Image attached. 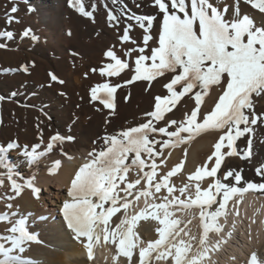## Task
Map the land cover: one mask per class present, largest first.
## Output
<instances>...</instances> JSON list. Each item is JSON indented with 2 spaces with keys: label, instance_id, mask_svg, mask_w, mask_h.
Returning <instances> with one entry per match:
<instances>
[{
  "label": "snow or ice",
  "instance_id": "1",
  "mask_svg": "<svg viewBox=\"0 0 264 264\" xmlns=\"http://www.w3.org/2000/svg\"><path fill=\"white\" fill-rule=\"evenodd\" d=\"M111 2L116 8L108 9L107 22L119 34L120 45H136L130 32L139 27L143 30L142 46L127 48L123 56L117 54L115 45L110 47L104 53L107 62L104 68L99 69V74L117 77L128 70L133 75L125 84L147 81L149 88L153 81L168 76L163 84L167 91L163 97H154V110L145 113L149 117L146 122L101 137L103 147L88 153L89 159L75 172L67 189L69 199L60 209L63 226L81 245L89 262L94 260L95 248L110 245L115 247L113 264H119L121 257L126 258V264H154L159 261L218 264L213 255L232 239L237 228L235 219L229 227V216H240L239 206L245 194L258 193L264 197V164L255 169L261 182L245 180L241 172L234 169L220 172L226 157L238 156L241 160L253 157L255 129L264 125V113L258 114L254 103V98L264 99V0H232L231 6L224 4L221 7L216 6L213 0H151L150 6L157 10L156 15H136L126 5L121 7L120 0ZM9 3L12 6L5 13V20L11 26L20 23L14 15L19 7L16 0H9ZM242 5L255 10V15L244 14ZM68 6L95 23L96 4L90 11L86 10L83 0H68ZM136 7L141 5L137 3ZM33 11L35 9L29 6L27 12ZM157 16L161 17L158 46L152 47L149 55L146 49L149 41L153 40L152 29ZM256 16H259V22ZM121 24H125L122 31ZM67 34L71 35V32ZM21 36L33 42L39 40L31 28H26ZM0 38L11 40L14 33L0 31ZM3 47L5 45L0 43V48ZM31 66L34 65L25 64L19 70L28 73ZM91 71L96 72L97 69ZM49 77L52 82L64 83L51 72ZM122 86L109 82L98 84L90 90L91 100L99 101L105 109L114 110V94ZM212 86L221 88V94L212 110L201 117L202 105ZM184 97L194 101L192 110L185 112L180 121L168 119L166 114L172 113ZM3 99L0 96V101ZM161 121L166 122L157 127ZM211 131L220 133L213 144V151L203 165L187 175L183 186L176 188L170 184V179L185 167L183 159L159 176L157 160L165 150L179 148ZM242 137H247V147L241 153L237 141ZM72 141L74 137L71 135L57 133L49 137L43 151L38 150L37 145L31 150L25 148L19 155L29 170L38 167L41 159L57 146H60L61 155L71 160L73 157L64 152L62 146ZM20 148L16 141L0 146V169L5 170L2 175L6 176L13 193L0 197L7 201L9 210L0 215V222L10 225L6 229L9 235L0 236V241H3L0 242V264H35L23 254L33 244L44 243L37 233L30 230L31 214H20L18 206L12 203L22 196L25 189H30L36 199L40 193L34 185L35 176L25 179L18 171L19 164H12L8 159L10 152ZM184 155H187V149ZM60 167L61 161L56 160L49 174H56ZM132 168L138 170V178L128 182L126 178ZM208 178L207 187H202V182ZM142 180L144 187L134 192ZM3 184L4 179L0 178V186ZM162 189L166 194L157 195ZM129 197L133 199L129 200ZM142 198L144 206L139 208L138 202ZM130 208L133 209L131 215ZM194 209L198 210L199 227L202 229L198 239L188 228L197 218ZM122 210L123 218L113 227L110 224L112 217ZM149 219L158 221V238L144 241L134 229L139 221ZM251 223L255 224L256 220L252 219ZM260 223L264 225V220ZM210 233L217 238L210 240ZM249 236L251 238V232ZM247 264H264V258H259L253 251Z\"/></svg>",
  "mask_w": 264,
  "mask_h": 264
},
{
  "label": "bare ground",
  "instance_id": "2",
  "mask_svg": "<svg viewBox=\"0 0 264 264\" xmlns=\"http://www.w3.org/2000/svg\"><path fill=\"white\" fill-rule=\"evenodd\" d=\"M213 2L218 7L232 4V0H213ZM16 3L19 11L14 15L20 23L9 26L5 20V13L12 5L9 0H0V31L8 30L14 33V38L11 40L0 38V43L5 45L0 48V96L4 97L0 101V146H6L12 141L21 145L19 150H13L8 154V159L12 164H19L18 171L25 179L35 176L34 185L40 189V193L39 199H36L30 189H25L22 196L12 203L18 206L20 214L25 216L31 214L30 230L37 233L44 242L42 245L33 244L23 256L31 258L35 264H113L115 247L110 245L95 248L94 260L91 262L87 260L81 245L65 230L60 209L69 199L67 189L70 181L79 167L89 159L88 153L94 149L99 151L103 147L100 138L146 122L149 117H146L145 113L154 110V97L157 95L163 97L166 94L167 90L163 84L167 82L168 76L153 81L149 88L147 81L125 84L124 82L133 75L128 70L117 77H102L99 74V69L104 68L107 62L104 53L110 47L115 45L117 54L123 56L127 48L142 46L143 30L139 27H135L130 32V36L137 42L136 45H120L119 34L115 29L110 28L107 22L108 9L116 8L111 0H83L86 10L89 11L91 6L96 4L95 23L70 8L68 0H16ZM137 3L141 7L137 8ZM125 5L136 15L157 14V10L150 6L151 0H120V6ZM29 6L35 9L30 14L27 12ZM242 11L250 16L255 15V10H251L248 6L242 5ZM256 20L259 22V16H256ZM160 22L161 17L157 16L152 29L153 40L149 41L146 49L149 55L151 48L158 46ZM125 23L131 22L125 21ZM124 26L125 24H121V31ZM26 28H31L39 37L38 42L21 36ZM69 31L71 35L67 34ZM135 55L136 53H133V56ZM25 64L34 65L29 68L28 73L19 70ZM4 69H14V71L4 72ZM92 69L97 71L93 72ZM50 72L64 83L52 82L49 77ZM104 82L124 85L118 87L114 94V110L105 109L99 101L91 100V88ZM220 94L221 88L217 86L210 88L209 96L205 97L202 105L201 117L212 110ZM254 103L256 112L264 113V99L254 98ZM193 107L194 101L184 97L173 112L166 116L168 119L180 121L184 118V113L190 112ZM165 122L161 121L157 127ZM41 133L43 143H41ZM57 133L74 137V141L65 142L62 146L64 152L73 159L69 160L61 155L60 146H57L52 153L41 159L38 167L29 170L19 153L25 148L31 150L37 145H39L38 150L43 151L49 137ZM219 135L220 133L215 131L201 134L191 145L189 144L190 146H187L189 154L185 168L188 172H194L197 166L203 165L207 156L213 151V144ZM237 146L242 153L247 147V137L240 138ZM253 151L254 155L250 160H241L238 156L226 157L220 172L234 169L240 171L245 180L261 182V178L256 176L255 169L264 164V125L255 129ZM178 153V151L174 152L170 162L172 160L174 163L178 160L181 154ZM56 160L61 161V167L56 174H49ZM4 171L0 169V178L4 179L3 186H0V197L13 194L6 176L2 175ZM137 173L138 170L135 168L129 171V182H134L138 178ZM209 180L210 178L204 185H208ZM143 187L142 180L133 191ZM165 194L162 190L157 195ZM131 199L133 197H129V200ZM6 204V200L0 199V215L9 211ZM138 205L139 208H143V198ZM261 205H264V197H260V194H245L239 206L240 216H229V227L233 219L237 221L232 239L222 245L221 251L212 257L218 261V264H247L253 251L259 258H264V225L260 223L264 220V208ZM135 207L134 205L133 208ZM257 209H260L259 213ZM194 211L198 212L196 209ZM132 213L133 209L130 208L129 215ZM176 215L179 217L180 213L177 212ZM40 217L47 219L42 220ZM122 218L123 210L112 217L110 224L114 227ZM252 219L256 220L255 224L251 223ZM158 226V221L141 220L134 231L142 240L151 241L158 238L156 232ZM8 227L10 225L6 222H0V236L9 235L6 231ZM188 228L198 239L202 229L197 218L192 220ZM209 238L215 240L217 237L214 233H210ZM119 264H126V258L121 257ZM157 264H169V262L159 261Z\"/></svg>",
  "mask_w": 264,
  "mask_h": 264
},
{
  "label": "rangeland",
  "instance_id": "3",
  "mask_svg": "<svg viewBox=\"0 0 264 264\" xmlns=\"http://www.w3.org/2000/svg\"><path fill=\"white\" fill-rule=\"evenodd\" d=\"M194 140H195V139H194ZM194 140H192V142L190 141V142L187 143V144L181 145V147H179V148L167 149L168 151H167V150L165 151L166 154L164 153V156H161L162 158H160V157L158 158V159H159V160H157L158 162H160V159H161V160L164 159V164H162V165H161L160 163L157 162V163L159 164V167H160V168L158 167V170H157L158 173H159V176H162V175L166 174L167 171L171 170L172 167L176 166V165H177V162H180L182 159L186 161V162H185V167H187V163H188L187 160H188V154H189V150H188L187 146H188L189 144L191 145V144L194 142ZM190 145H189V146H190ZM182 147H183V148H182ZM179 149H180V150H179ZM185 149H187V155H186V156L184 155V150H185ZM181 150H182V151H181ZM169 151L172 153L170 156H168V152H169ZM176 151L179 152L178 154L181 153L182 155H181V154L179 155V158H178V160H177L176 162L173 163L172 160H171V162H170V159H172L171 156H172V155L174 154V152H176ZM166 156H167V157H166ZM165 157H166V158H165ZM185 157H186V158H185ZM167 159H168V160H167ZM167 161H168V163H167ZM165 163H166V164H165ZM169 165H170V166H169ZM162 167H164V168H162ZM185 167L182 169L183 171H181L182 174H183V172H184L183 175H182L181 173H178L179 175L177 174V175H176L177 177L174 176V177H172V178L170 179V181H171L170 184H173V182H174L173 185H174L176 188H179V187L183 186V184H184L185 181L187 180V178H186L187 175H188V174H191V173L193 172V171L188 172V171L186 170ZM166 168H167V169H166ZM168 169H169V170H168ZM148 170H149V169H148ZM162 171H163L164 173H163ZM186 171H187L188 173H187ZM165 172H166V173H165ZM162 173H163V174H162ZM160 174H162V175H160ZM219 175H220V174H219ZM181 176H182V177H181ZM184 176H186V177H184ZM175 177H176L177 181H175L176 179L174 180ZM179 177H180V178H179ZM185 178H186V179H185ZM183 179H184L185 181H184ZM126 180L129 182V177H128V176H127ZM206 180H207V179H206ZM206 180L202 182V183H203L202 187H204V186L207 187V185H204L205 182H207ZM206 187H205V188H206ZM162 190H163L164 193H166V190H165V189H162ZM176 195H179L178 192L176 193ZM5 196H6V195H5ZM197 215H198V212H197ZM197 219H198V216H197ZM198 222H199V219H198ZM154 264H157V262H154Z\"/></svg>",
  "mask_w": 264,
  "mask_h": 264
}]
</instances>
